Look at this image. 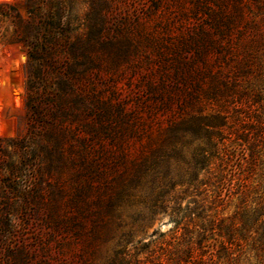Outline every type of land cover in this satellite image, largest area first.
<instances>
[{"label":"trees","instance_id":"obj_1","mask_svg":"<svg viewBox=\"0 0 264 264\" xmlns=\"http://www.w3.org/2000/svg\"><path fill=\"white\" fill-rule=\"evenodd\" d=\"M105 1L78 11L79 0H26V19L9 6L28 57L30 132L46 139L51 168L70 141L87 179L49 261L82 264L73 250L84 238L85 252L102 254L94 264H264V120L240 101L264 93V0H187L169 85L150 83L145 101L116 113ZM156 112L171 115L158 145L108 181L127 161V137ZM159 217L171 228L147 236Z\"/></svg>","mask_w":264,"mask_h":264},{"label":"rangeland","instance_id":"obj_2","mask_svg":"<svg viewBox=\"0 0 264 264\" xmlns=\"http://www.w3.org/2000/svg\"><path fill=\"white\" fill-rule=\"evenodd\" d=\"M1 5L6 6L0 10V264H40L44 260L54 264L49 261L55 256L51 235L56 225L63 231L64 220L71 214L68 199L86 185L87 179L71 160L74 155L67 151L70 141L64 143L62 163L51 168L46 139L30 132L25 105L28 57L24 45L15 40L14 12L9 9L14 6L26 19V0H0ZM74 6L78 11L87 8L85 0ZM157 6L153 7L150 0L105 1L103 11L115 50L109 62L106 93L114 113L120 105L131 111L140 100L145 101L150 83L158 85L164 80L169 85L175 61L170 43L182 28L180 9L190 4L187 0H158ZM240 101L247 113L264 120V93L259 99L245 97ZM173 110L176 113L178 107ZM142 118L140 133L126 139L127 161L109 171L108 181L120 172L132 171L134 162L139 163L158 145L171 115L144 113ZM92 182L96 187L100 184L96 179ZM96 196L97 192L87 198ZM170 228L168 217H159L146 229V235ZM73 251L84 255L82 264H94L102 257L101 253L94 255V249L85 252L84 238Z\"/></svg>","mask_w":264,"mask_h":264},{"label":"built area","instance_id":"obj_3","mask_svg":"<svg viewBox=\"0 0 264 264\" xmlns=\"http://www.w3.org/2000/svg\"><path fill=\"white\" fill-rule=\"evenodd\" d=\"M1 49H3L2 47H1V45H0V51H1ZM5 49V48H4ZM5 53H7L6 51H5Z\"/></svg>","mask_w":264,"mask_h":264}]
</instances>
